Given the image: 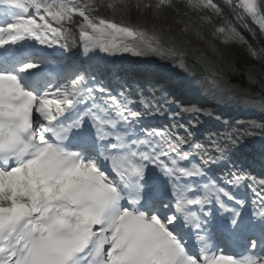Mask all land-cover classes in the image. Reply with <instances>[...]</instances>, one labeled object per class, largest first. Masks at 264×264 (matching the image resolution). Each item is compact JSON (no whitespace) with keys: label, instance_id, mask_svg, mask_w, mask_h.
<instances>
[{"label":"snow or ice","instance_id":"6c2138e0","mask_svg":"<svg viewBox=\"0 0 264 264\" xmlns=\"http://www.w3.org/2000/svg\"><path fill=\"white\" fill-rule=\"evenodd\" d=\"M181 3L199 17L185 12L187 23L209 25L222 45L247 43L234 27L212 26L229 9L264 39V0ZM117 5L127 23L95 14ZM173 9V0H0V264H264V179L225 170L236 163L225 142L251 133L206 146L187 129L146 123L173 86L166 65L139 66L152 88L138 105L98 77L105 57L158 56L189 74L180 87L199 91V69L185 65L189 51L174 35L179 21L165 29L159 19ZM208 71L213 99L264 110V98ZM256 76L264 64L249 70ZM183 114L190 128L214 116L202 105L173 116Z\"/></svg>","mask_w":264,"mask_h":264},{"label":"bare ground","instance_id":"6f19581e","mask_svg":"<svg viewBox=\"0 0 264 264\" xmlns=\"http://www.w3.org/2000/svg\"><path fill=\"white\" fill-rule=\"evenodd\" d=\"M97 2H99V0H97ZM96 15H100V16H104L106 18L109 19H114L117 22H125L127 23L129 20V14L128 13H124L121 10V6L117 5L116 10H111L108 9L106 7L101 8V10L98 13H95ZM181 17H185L184 13L182 14ZM159 19L160 21L164 24L165 29H167L169 27L170 24H172V22L174 21H179V19H167L164 16L159 14ZM213 19L215 21V23H219L220 22V17H215L213 16ZM185 20V19H184ZM186 25H188L186 23ZM185 26V24H179L176 23L174 24V35L178 38L179 42L185 46L188 51H189V55L187 56V58L185 59L184 63L187 64H192V63H197L201 66L202 70L205 73V76L202 77L206 78L207 76L209 77V67L214 66L216 68L217 71L221 72L225 78L227 79V82L230 83V76H229V72L231 69V64L224 60L223 58H220L219 54L213 50L212 47H210V44H208V40L206 39V37L203 35H197L196 33H193L190 28H189V32L187 33H181L180 29L181 27ZM71 39L75 40V43L73 44L72 49L75 47L76 42L78 41V35L76 33H73V36L71 37ZM260 45L262 48V52L264 53V39L260 38ZM151 61L152 63L155 62L157 65H166L170 70H172V75L175 78H179L177 75L178 73V66L174 63V61L172 59H161L158 56H152V57H147V58H139V61L137 62L139 64V66L142 64L143 61ZM261 60V59H260ZM174 67V68H172ZM256 70H259L260 67L257 66L255 67ZM254 78V77H253ZM256 78H260L259 76H256ZM196 83H194V86H196L198 89H202L203 86H197L195 85ZM235 89H237L238 91L241 92H246L248 95L250 94V90H254L253 87H250L248 89H241V88H237L234 87ZM185 97L184 94L180 95V97ZM184 100H188L189 99H185ZM188 101H186L184 103V106L188 103ZM224 103L220 100H218V102L214 103V105L209 104L207 105V107H211L213 108H219L220 105ZM181 107V108H182ZM260 118H264V114L260 115ZM242 128V127H241ZM244 129V128H242ZM261 131V130H260ZM262 131H264V127H262ZM221 135V134H220ZM254 140H256V138H254ZM243 142V140L239 141L235 146H233L231 144V142H225V147L228 150V152L230 153V151L232 149H234L235 147H237L239 144H241ZM261 144H263V138L260 139Z\"/></svg>","mask_w":264,"mask_h":264},{"label":"rangeland","instance_id":"374dc122","mask_svg":"<svg viewBox=\"0 0 264 264\" xmlns=\"http://www.w3.org/2000/svg\"><path fill=\"white\" fill-rule=\"evenodd\" d=\"M173 4H174V9L172 10V13H169L168 11H165V12H161L160 15L164 16L165 18L167 19H179L180 22L179 24H185L187 23V18H184V17H181L183 13L185 12H188V15L189 16H192L193 20H196L197 23H200L199 21V17L191 12H189V10L187 8H185L182 3H181V0H173ZM223 21H224V24H227L229 26L232 27V25L228 24L227 20H226V17L223 15L221 16ZM213 18V17H212ZM185 19V20H184ZM214 21V20H213ZM213 21H212V25H213ZM188 24V23H187ZM189 25V26H188ZM187 26L190 28V30L193 32V33H196L197 35H200V32H199V29L196 25H192V24H188ZM215 27V25H213ZM203 28H204V33L210 37H212L211 35V31H212V28L207 25V24H204L203 25ZM203 33V34H204ZM202 34V33H201ZM213 38V37H212ZM215 39V38H214ZM213 41V40H212ZM209 44V43H208ZM242 43L238 44V45H241ZM225 50V49H224ZM223 51V50H222ZM247 52L250 56L252 57H255L258 61H257V66L261 67L262 64H264V56L261 57V60L260 58L258 57V55L256 54L257 52V49L256 47L253 45L251 48L248 47L247 48ZM257 55V57H256ZM224 60L228 61L230 64H231V69H230V73H229V76L233 79L236 75L240 74L241 73V70H239L238 68H236L235 66V59L233 57H229V56H225V55H220ZM255 67H250L247 69L246 71V77H247V80H249V70L250 69H253ZM230 78V79H231ZM253 80L255 81L254 83H256L257 85H255L253 88L256 92H259V91H262L264 90V77L262 78H256L254 77ZM253 80H249L250 82H253ZM247 89V88H246ZM244 137V135H242Z\"/></svg>","mask_w":264,"mask_h":264},{"label":"trees","instance_id":"16d2710c","mask_svg":"<svg viewBox=\"0 0 264 264\" xmlns=\"http://www.w3.org/2000/svg\"><path fill=\"white\" fill-rule=\"evenodd\" d=\"M237 57V64L238 65H250L252 62V59L247 55V53L243 50H238L236 53ZM245 75H241V81H244Z\"/></svg>","mask_w":264,"mask_h":264},{"label":"water","instance_id":"95a60500","mask_svg":"<svg viewBox=\"0 0 264 264\" xmlns=\"http://www.w3.org/2000/svg\"><path fill=\"white\" fill-rule=\"evenodd\" d=\"M200 72V74H203V72H201V71H199Z\"/></svg>","mask_w":264,"mask_h":264}]
</instances>
